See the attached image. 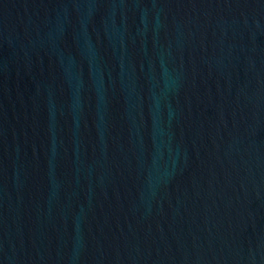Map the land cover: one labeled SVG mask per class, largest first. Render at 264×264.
Instances as JSON below:
<instances>
[{"label":"water","instance_id":"water-1","mask_svg":"<svg viewBox=\"0 0 264 264\" xmlns=\"http://www.w3.org/2000/svg\"><path fill=\"white\" fill-rule=\"evenodd\" d=\"M0 264H264V0H0Z\"/></svg>","mask_w":264,"mask_h":264}]
</instances>
